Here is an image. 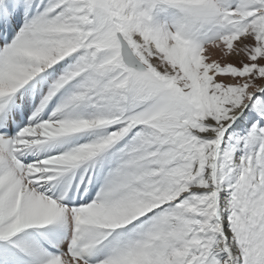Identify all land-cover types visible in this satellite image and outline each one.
Here are the masks:
<instances>
[{"label": "snow or ice", "instance_id": "6c2138e0", "mask_svg": "<svg viewBox=\"0 0 264 264\" xmlns=\"http://www.w3.org/2000/svg\"><path fill=\"white\" fill-rule=\"evenodd\" d=\"M0 264H264V0H0Z\"/></svg>", "mask_w": 264, "mask_h": 264}]
</instances>
